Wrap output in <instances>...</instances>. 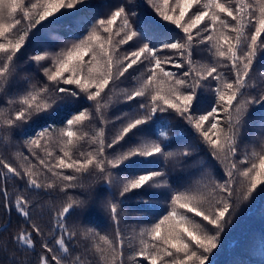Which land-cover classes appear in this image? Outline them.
Masks as SVG:
<instances>
[{
  "label": "snow or ice",
  "instance_id": "obj_1",
  "mask_svg": "<svg viewBox=\"0 0 264 264\" xmlns=\"http://www.w3.org/2000/svg\"><path fill=\"white\" fill-rule=\"evenodd\" d=\"M92 6L90 0H0V142L9 143L14 129L35 121L34 134L25 130L23 143L46 170L22 151L14 153L19 167L0 158V209L7 217L0 233L9 232L13 212L24 221L0 241V264H213L240 202L264 192V136L258 147L238 155L250 109L264 108V72L258 91L251 76L264 58V0H117L105 16L63 24ZM62 25L68 39L54 35L60 46L31 55L25 63L35 71L17 81L26 44ZM197 48L207 53L204 63L193 59ZM137 65L142 70L132 88L117 90L116 82ZM226 67L231 78L221 71ZM201 89L212 96L203 111ZM114 96L130 106L109 121L105 113ZM85 101L91 107H83ZM173 115L196 134L197 143L169 150L181 131L165 118ZM258 119L264 131V113ZM109 123L120 124L110 141ZM204 149L227 179L221 183L202 173L186 187L173 188L169 161L187 163ZM160 158V169L152 170ZM85 174L108 191L96 202L115 225L114 235L80 218L69 224L94 199L92 186L78 182ZM17 179L24 187L13 198L7 185ZM57 186L62 193L82 189L84 196L68 195L53 211L46 234L32 220L29 194ZM161 194L162 214L124 237L121 217L131 214L125 200L135 197L147 208L145 197Z\"/></svg>",
  "mask_w": 264,
  "mask_h": 264
},
{
  "label": "trees",
  "instance_id": "obj_2",
  "mask_svg": "<svg viewBox=\"0 0 264 264\" xmlns=\"http://www.w3.org/2000/svg\"><path fill=\"white\" fill-rule=\"evenodd\" d=\"M117 0H90V3L93 5L90 8H84L81 12L77 14V17H68L63 21V24H70L74 20L79 22V20L91 21L93 18L105 16L111 10V6L114 5ZM140 0H133V4L139 3ZM144 7L147 8V4H144ZM143 15V9H137ZM151 11V9H149ZM84 27H87V23L84 24ZM59 35L64 40H67L70 33L66 28L60 26V30L56 33H52L49 30H42L38 40H33L32 43L26 44V47L22 50L23 55L17 61L18 66L21 71L16 77V80L19 81L20 78L25 73H31L35 71L34 64L25 63L31 55L36 54L39 51H43L44 47L48 46L51 48L59 47L61 41L54 40L53 36ZM127 50V46H124ZM123 54V53H121ZM207 53H205L202 48H197L194 51L193 59L194 61H199L201 63L205 62ZM169 70L175 71L176 69L172 68L171 65H165ZM134 69H129V73H126V79L121 78L122 82H116L115 87L117 90L128 88L131 89L135 81L132 79L133 76H139L141 68L139 65L134 66ZM184 70H187L186 68ZM225 72L229 78L232 77L229 67L221 69ZM264 72V58L258 59L257 63L254 65L253 72L251 76L254 81L257 83L258 91L261 81L260 73ZM212 85L215 86V81L212 82ZM111 87V86H110ZM106 91H108L106 89ZM202 97V106L199 111H203L209 102L212 99L210 92L207 89H201ZM111 94V93H110ZM107 98V97H105ZM139 99V98H138ZM3 105V100H0V106ZM130 104H126L122 97L114 96L113 103L110 108L106 111V117L109 121H113L116 116H119L121 112L128 110ZM134 106V105H131ZM83 107H91V102H84ZM264 113V108H259L253 106L250 109V116L246 121V126L243 131V136L239 145L240 152L238 155H243L245 151L250 152L252 146H259V142L262 136H264V131H262V125L258 117ZM47 115V114H41ZM165 115V114H159ZM173 126H178L180 134L175 137L174 143L172 144L170 151H176L177 149H182L186 144L197 143L196 134L186 125L183 121L176 118L174 115L171 117L165 116ZM59 123V120L56 121ZM96 121H93L95 124ZM37 127L35 121H29L27 124L23 125L21 128H16L12 131L11 140L9 143L5 144L0 142V158L7 160L14 167H19V161L14 156V153L17 151H22L25 155L29 157V160L32 164L37 166L38 170L46 172L41 165H39L38 160L29 153L28 148L24 145L23 141L26 138L24 135L25 130L29 134H34V129ZM119 123H109L107 125V138L110 141L116 134L119 129ZM89 130H91L89 128ZM87 148V145H84ZM42 155V154H41ZM201 162L202 166H201ZM163 164V158L159 159V162L152 170H159L160 165ZM2 168V166H0ZM168 168V177L173 188H182L193 183L195 180L201 177L202 173H210L216 178L219 182L223 183L227 177L223 173V168L221 165L215 161L207 149L200 151L194 154L193 158L189 159L187 163H183L179 158L170 160L167 164ZM6 172V170H3ZM51 177L50 173H47ZM41 182L44 181V176L39 178ZM95 177L92 175L85 174L81 177L80 183L85 184L86 187L92 186V191L94 193V199L89 202L88 206L84 209L77 210L74 213L73 217L69 218V224H71L72 219L80 218L84 221L85 225H93L97 227L100 232L109 233L114 235L115 225H113L104 211L101 209L98 201L100 198L107 197V189L102 187V184L99 182L94 183ZM59 185V182H57ZM3 182L0 181V187H3ZM24 182L19 181H10L7 185L9 193L13 196L16 195V188H23ZM116 188H113V192H116ZM163 193V190H152ZM84 196V190L82 189H68L66 193H62L59 190V186L55 189L48 190L45 192L43 189L40 191L39 196L29 194V199L32 201V207L30 208V213L32 215V220L41 226V228L47 234L48 228L51 226V217L53 211L59 209L64 202H66L67 196ZM131 195V194H130ZM226 195V194H222ZM117 198L118 193H117ZM145 199L150 200L151 204L149 207L145 208L143 204L138 203L137 198L131 197L125 200L123 208L125 211L131 213L126 216L121 217L119 224V230L124 237H128L132 234L133 227L137 229L141 225H146L151 223L155 218L161 213V209H164V199L165 195H157L151 197H145ZM51 203L52 207H49ZM136 213H140L137 215ZM7 219L3 210L0 209V224H3ZM12 224L8 233H0V241L8 239L12 235L17 227L20 224H23L24 221L18 217L15 212L12 213ZM199 220L200 218H196ZM35 237V233H33ZM37 240L36 253L41 251L39 247V237H35ZM128 241L125 240V256L129 251L127 247ZM33 260L37 257L33 255ZM147 264V262H143ZM213 264H264V192L255 194L254 198L247 202H240L239 208L236 209L233 217L232 223L230 226L226 227L224 234L221 237V243L218 245V249L214 250Z\"/></svg>",
  "mask_w": 264,
  "mask_h": 264
}]
</instances>
